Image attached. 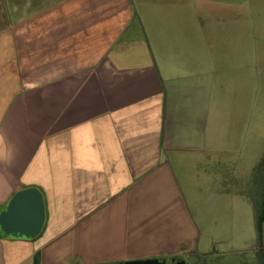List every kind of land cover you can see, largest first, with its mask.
I'll use <instances>...</instances> for the list:
<instances>
[{
    "label": "crops",
    "instance_id": "1",
    "mask_svg": "<svg viewBox=\"0 0 264 264\" xmlns=\"http://www.w3.org/2000/svg\"><path fill=\"white\" fill-rule=\"evenodd\" d=\"M261 25L264 0H0V211L46 206L0 264L176 259L194 209L257 212Z\"/></svg>",
    "mask_w": 264,
    "mask_h": 264
},
{
    "label": "rangeland",
    "instance_id": "2",
    "mask_svg": "<svg viewBox=\"0 0 264 264\" xmlns=\"http://www.w3.org/2000/svg\"><path fill=\"white\" fill-rule=\"evenodd\" d=\"M132 1L138 4L140 1L151 0ZM140 9L136 6V10ZM262 28L264 34V25H261ZM260 173L258 177L264 184V167ZM227 203L228 206L224 207L222 215L213 212L202 216L195 213L197 210L194 209L192 231L186 232V239L179 242L182 233H170L172 238L176 236L175 247L171 248L174 252L171 257L185 264H262L264 240L263 237L259 238L255 208L243 200ZM207 204L213 207L215 201L208 200ZM163 256L168 255H159L154 259L166 258ZM170 260L168 259V263Z\"/></svg>",
    "mask_w": 264,
    "mask_h": 264
},
{
    "label": "water",
    "instance_id": "3",
    "mask_svg": "<svg viewBox=\"0 0 264 264\" xmlns=\"http://www.w3.org/2000/svg\"><path fill=\"white\" fill-rule=\"evenodd\" d=\"M46 222V206L43 193L36 187L15 193L6 207L0 211V235L34 240L39 237ZM125 264H185L181 260L152 259Z\"/></svg>",
    "mask_w": 264,
    "mask_h": 264
},
{
    "label": "trees",
    "instance_id": "4",
    "mask_svg": "<svg viewBox=\"0 0 264 264\" xmlns=\"http://www.w3.org/2000/svg\"><path fill=\"white\" fill-rule=\"evenodd\" d=\"M263 225H264V192L262 195V199L257 207V229L260 239H262L263 237ZM262 264H264V257L262 260Z\"/></svg>",
    "mask_w": 264,
    "mask_h": 264
}]
</instances>
